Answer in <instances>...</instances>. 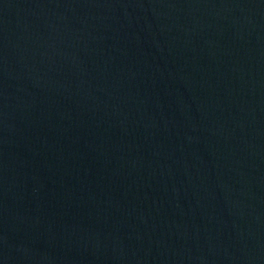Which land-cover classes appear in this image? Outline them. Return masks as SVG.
Returning a JSON list of instances; mask_svg holds the SVG:
<instances>
[{"label":"water","instance_id":"1","mask_svg":"<svg viewBox=\"0 0 264 264\" xmlns=\"http://www.w3.org/2000/svg\"><path fill=\"white\" fill-rule=\"evenodd\" d=\"M0 264H264V0H0Z\"/></svg>","mask_w":264,"mask_h":264}]
</instances>
